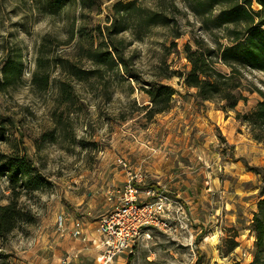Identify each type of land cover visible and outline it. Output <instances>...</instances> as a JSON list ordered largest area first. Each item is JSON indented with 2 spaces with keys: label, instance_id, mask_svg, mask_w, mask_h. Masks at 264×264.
Instances as JSON below:
<instances>
[{
  "label": "rangeland",
  "instance_id": "1",
  "mask_svg": "<svg viewBox=\"0 0 264 264\" xmlns=\"http://www.w3.org/2000/svg\"><path fill=\"white\" fill-rule=\"evenodd\" d=\"M118 1L135 0H0V81L8 59L23 63L0 90V165L3 154L27 153L46 179L21 194L34 221L0 237V264H98L101 219L130 173L144 174L141 189L168 196L172 229L145 230L109 264H264V142L237 117L261 96L245 91L247 101L225 109L169 77L189 70L184 46L194 38L226 43L225 27L214 22L220 7L136 0L168 24L133 25L119 36L125 63L99 68L87 56L92 38L80 34H96L97 48L104 39L96 29L111 23ZM246 76L264 90V72ZM150 83L176 90L172 107L152 118L144 89ZM10 185L9 174H0V204L11 200ZM62 213L69 218L64 230ZM75 217L88 225L83 238L70 234Z\"/></svg>",
  "mask_w": 264,
  "mask_h": 264
},
{
  "label": "trees",
  "instance_id": "2",
  "mask_svg": "<svg viewBox=\"0 0 264 264\" xmlns=\"http://www.w3.org/2000/svg\"><path fill=\"white\" fill-rule=\"evenodd\" d=\"M84 5L95 0H81ZM259 8L255 7V4ZM201 7L206 11L220 7L214 22L225 27L226 43L216 39V46H211L204 39L194 38L195 45L186 43L184 51L190 64L189 70L175 71L169 77L178 76L190 88H196V95L203 101L222 102L223 108L234 109L241 100L247 101L248 92H258L261 99L249 112H237L238 119L248 123L256 140L264 142V90L249 82L246 72H264V0H203ZM111 23L104 29L98 27L99 35L104 39L94 48L96 34L81 32L80 38L89 42L87 56L101 67H111L116 60L125 63V40L119 36L133 25L150 26L168 24L167 16L158 13H146L137 6V1L124 3L118 1L113 6ZM223 65L229 71L220 69ZM74 68V66H73ZM23 63L10 58L3 67L4 80L0 81V90H4L17 74L20 75ZM78 75V68L73 69ZM46 80L45 83H47ZM145 91L151 97L152 105L148 117L152 118L172 107L175 88L162 83H150ZM68 99V98H67ZM0 174H9L13 196L9 203L0 204V237L8 240L10 235L23 225L32 223V211L20 203L23 192L37 190L46 183V179L35 166L27 153L3 154ZM264 232L263 225L260 230ZM262 235V234H261Z\"/></svg>",
  "mask_w": 264,
  "mask_h": 264
},
{
  "label": "built area",
  "instance_id": "3",
  "mask_svg": "<svg viewBox=\"0 0 264 264\" xmlns=\"http://www.w3.org/2000/svg\"><path fill=\"white\" fill-rule=\"evenodd\" d=\"M118 161L124 168H129L124 158ZM144 179V174L130 173L123 191L117 192L112 210L101 219L99 232L103 240L98 264H109L130 252L149 228L172 229L173 204L158 188L141 189ZM68 221L66 214L57 216L60 230L66 228ZM86 232L83 219H71L70 234L73 237L83 238Z\"/></svg>",
  "mask_w": 264,
  "mask_h": 264
},
{
  "label": "crops",
  "instance_id": "4",
  "mask_svg": "<svg viewBox=\"0 0 264 264\" xmlns=\"http://www.w3.org/2000/svg\"><path fill=\"white\" fill-rule=\"evenodd\" d=\"M86 225H87V223H86ZM87 229H88V225H87ZM88 231V230H87ZM100 247H102V244L100 245ZM101 249V248H100ZM102 250H100V252H101ZM99 252V253H100ZM100 254H97V256H99Z\"/></svg>",
  "mask_w": 264,
  "mask_h": 264
}]
</instances>
